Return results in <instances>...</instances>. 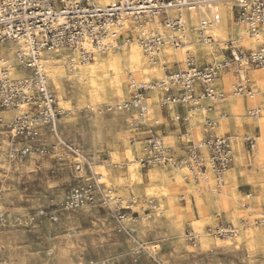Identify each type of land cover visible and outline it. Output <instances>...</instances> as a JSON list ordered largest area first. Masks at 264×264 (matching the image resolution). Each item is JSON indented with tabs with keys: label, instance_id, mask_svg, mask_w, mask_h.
Masks as SVG:
<instances>
[{
	"label": "rangeland",
	"instance_id": "obj_1",
	"mask_svg": "<svg viewBox=\"0 0 264 264\" xmlns=\"http://www.w3.org/2000/svg\"><path fill=\"white\" fill-rule=\"evenodd\" d=\"M218 10L223 20L211 34L219 43L237 41L242 33L230 10L224 5ZM199 18L193 14L188 22L197 25ZM243 46L252 49L256 42L246 37ZM12 48L0 49L7 62L0 66L12 67L11 77L20 79L25 73L15 67ZM132 48L144 55L136 44L85 64L71 52L46 55L56 121L41 127L38 139L15 130L18 117L35 112L36 105L0 109V264H264V69L252 73L253 98L231 95L232 74L221 81L229 97L214 107L217 134L235 140L233 165L217 190L211 175L209 186L197 185L187 170L141 171L131 163L141 147L132 144L127 118L104 110L127 99L130 74L142 82L162 79L165 65L182 61L186 51L167 47L159 65H150L143 56L142 67L131 68L127 58ZM188 49L200 59H209L215 50ZM110 58H119L124 70L118 91L112 68L91 75L94 64ZM252 110L256 116L249 114ZM168 131L166 143L173 144L176 138ZM247 138L254 140L253 150ZM78 164L84 165L82 179L77 178ZM94 173L102 175L105 193L93 206L66 210L67 194ZM152 173L160 179L152 182ZM240 184L249 191L240 192ZM119 212L126 219L118 220ZM216 225L237 234L213 237L209 228ZM190 232L197 237L195 247L187 241Z\"/></svg>",
	"mask_w": 264,
	"mask_h": 264
},
{
	"label": "built area",
	"instance_id": "obj_2",
	"mask_svg": "<svg viewBox=\"0 0 264 264\" xmlns=\"http://www.w3.org/2000/svg\"><path fill=\"white\" fill-rule=\"evenodd\" d=\"M103 1L0 0V49L12 46L15 67L25 73L13 79L12 67L0 66V109L36 105L35 112L18 117L15 130L38 139L41 127L54 126L56 121L55 99L45 73L46 55L71 52L85 64L99 54L120 52L136 44L149 64L157 66L167 47L186 50L182 61L165 65L162 79L142 82L130 74L127 99L107 106L104 112L127 118L132 144L141 147L131 163L141 171L187 170L197 185L207 186L211 175L212 186L221 189L233 165L235 138L218 135V119L207 115L228 100L229 93L221 83L226 75L234 77L231 95L253 98L256 93L251 76L264 69V0H112L105 5ZM220 5L230 10L242 33L237 41L219 43L211 34L223 20ZM193 14L200 16L197 25L188 22ZM246 37L256 47H244ZM194 46L215 50L209 59H200L188 49ZM1 56L0 52V64H7ZM69 64L76 65L74 60ZM164 112L167 116L163 118ZM249 114L257 115L254 110ZM169 129L176 138L173 144L166 143ZM246 142L255 148L254 140L247 138ZM83 167L78 164L76 168L78 179L83 178ZM101 180L102 175L94 173L86 184L74 187L65 198V209L95 205L98 195L105 193ZM148 205L153 207L151 201ZM118 214V220L126 219ZM209 232L218 239L237 234L236 229L223 225L209 228ZM187 235V241L197 246L195 233Z\"/></svg>",
	"mask_w": 264,
	"mask_h": 264
},
{
	"label": "bare ground",
	"instance_id": "obj_3",
	"mask_svg": "<svg viewBox=\"0 0 264 264\" xmlns=\"http://www.w3.org/2000/svg\"><path fill=\"white\" fill-rule=\"evenodd\" d=\"M143 56H145V55L142 54L141 50H139L138 48H132L130 50L129 57L127 58V62H128V64L130 65L131 68L140 67L143 63H145V59H144ZM110 68H112V70L116 74L113 87H114L115 91H118V89L120 87V78L123 75V71H124L123 68H122V62H121V60L119 58H114V59L110 58L106 63H102V64L96 63V64H94L93 67L91 68V75H92L93 78H95L98 69H104L107 72L108 69H110ZM107 74L108 73H106V75ZM105 78H107V77H105ZM150 178H151L152 182H156V181H158L160 179L158 177V175H156L154 173H152L150 175Z\"/></svg>",
	"mask_w": 264,
	"mask_h": 264
},
{
	"label": "crops",
	"instance_id": "obj_4",
	"mask_svg": "<svg viewBox=\"0 0 264 264\" xmlns=\"http://www.w3.org/2000/svg\"><path fill=\"white\" fill-rule=\"evenodd\" d=\"M163 118L167 116V114L164 112L163 114ZM160 116H161V113H160ZM210 117L214 118V119H219L218 115H217V111H213L212 113H210ZM219 123V122H218ZM241 188L240 192H248L249 190L244 187L243 184H240V187L239 189Z\"/></svg>",
	"mask_w": 264,
	"mask_h": 264
}]
</instances>
